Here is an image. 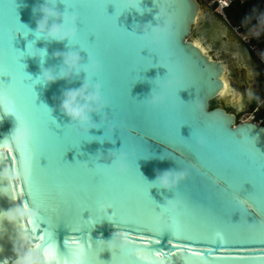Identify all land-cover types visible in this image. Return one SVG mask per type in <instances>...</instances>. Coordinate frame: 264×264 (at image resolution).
I'll list each match as a JSON object with an SVG mask.
<instances>
[{"label": "water", "instance_id": "water-1", "mask_svg": "<svg viewBox=\"0 0 264 264\" xmlns=\"http://www.w3.org/2000/svg\"><path fill=\"white\" fill-rule=\"evenodd\" d=\"M13 2L17 5V19L30 31L27 35L17 34L12 47L21 52L24 72L32 78V92L36 96L37 107L43 104L51 109L53 119L63 128L69 120L59 110L62 93L68 88L80 87L83 76L68 81L58 79L56 83L50 85H43L35 80L40 75L41 67L50 68L56 72L61 71L62 60L54 55L57 51L79 52L83 62L87 61V54L78 51V46L74 44L67 45V42L56 43L35 39L32 33L36 28L35 19L37 17L34 16L33 9L42 4L44 0H0V87L3 86V81L4 83L11 82L10 77H5L8 65L4 40L9 20L6 5ZM74 2L86 4L100 2V0H74ZM154 2L156 0H143L139 6L143 14L134 9L121 11L116 18V25L127 32L135 31L141 36L146 25L152 23L155 26L157 24L155 16L159 9L155 7ZM164 2L169 6L168 14L172 27L175 29L170 36L173 41L170 58L176 61L183 75L184 87L175 97L165 95V91L173 87L174 81L164 80L167 69L163 66L149 67L141 73L142 78L138 76V80H131L130 54L118 42L104 43L110 109H107V104L104 111L92 116L95 127L90 128L86 134L80 132L75 126L72 127V130L82 139L77 149H69L64 156L69 164L77 160L81 164L87 162L89 170L85 171V166L71 172L59 168L56 166V161L60 149L58 146H53L48 151L50 168L41 175V179L51 187L52 206L59 208L58 212L49 211L48 215L54 222L59 216L61 220L75 221L80 227V231L58 227L55 237L58 245L62 244L66 236L81 237L88 242L95 243L99 240L107 242L112 239L114 233L122 232L121 238L127 244V248L135 250L148 244L168 252L170 246L166 242L170 233H161L158 237L161 244L151 245L149 238L151 233L144 229L137 232L135 226L128 225L116 228L113 222L105 218L92 217L89 222H83L82 216L78 213H82V206L92 203L93 198L101 194L100 190L93 186L90 177L93 170L103 172L105 169L102 166L110 165L113 155L124 153L128 155L129 160H135L137 159V148L150 154L148 159L137 160L136 165L137 171L152 185L159 173L177 169L176 159L184 160L186 154L189 153V148L188 142H171V129L177 123H183L185 125L181 126L180 135L187 140L192 131L189 126L194 128L197 139L190 143L201 152L199 160L188 156V162L195 168L189 172L182 169L188 173V176L179 185L181 196L192 213L183 218L184 222L191 226L192 231L182 235H190L194 239L176 241L183 247L176 250L175 256H169L167 264H262L259 258L264 257V243L261 242L264 241V229L248 227V225L254 220L264 222V214L257 210L264 208V202H258L256 208L247 204L248 212L245 214L232 208L228 201L242 176L259 184L260 173L264 169V159L260 157L249 159L233 143L234 138L228 134L238 132L244 127L251 128L256 137L257 151L264 152V127L254 122L237 123L234 114L221 107L210 108V104L218 98L224 87L222 75L227 71V65L224 60L211 58L189 40L196 18L199 17L200 21L208 18L209 12L204 11L197 0H164ZM64 4V0H58L61 12L64 11ZM106 11L109 16H113L116 9L109 4ZM209 20L198 38L202 39L207 35L210 28ZM92 26L95 30L100 27V23L94 21ZM29 42H33L36 48L47 49L43 65L37 58L25 54ZM34 47L31 45L29 53L34 52ZM140 55L145 58L150 57L153 65L159 62L158 57L149 53L147 49L142 50ZM157 80L161 82L156 83ZM169 81L172 82L171 87L166 86ZM27 83L30 81L20 76L18 91L24 93L27 90ZM154 89L155 93L163 94L166 99L160 105L147 106L143 101L154 93ZM126 91H128L127 96H125ZM240 110L241 108L239 112ZM104 113L105 115H101ZM3 115L4 112L0 110V117ZM16 123L15 117L10 114L0 120V140L13 133ZM53 131L58 135L62 134L60 129L54 126ZM200 139L203 140V144L198 143ZM123 142L131 147L126 148ZM10 147L11 155L16 156V146L12 143ZM6 158H9L8 148L0 147V186L7 184L12 188L10 196L7 192L0 190V212L7 209L18 211H11L12 216L0 215V262L7 260V264H17L19 257L15 249L21 247L25 253L33 251L39 259V264H57L55 258L51 256L45 258L41 250L43 242L38 239L40 231L47 225H37L35 234L27 230L31 228L27 221L35 217L32 215L31 208L20 207L21 200L25 199L20 195L24 186V177L19 171L20 161L17 158L16 171H13L10 158ZM40 163L44 166L47 162L41 159ZM185 166L181 165V167ZM251 190V185L245 184L241 195ZM149 195L161 206L166 203L167 199L174 197L172 191H165L158 186L151 188ZM36 215L39 213L37 212ZM90 215L85 211L83 218L87 220ZM108 215H111V209L108 210ZM20 224L24 225V229L17 227ZM142 234L145 236L144 240L140 239ZM22 236L27 239H21ZM38 244L41 245V249L36 247ZM191 253L201 255L193 256ZM85 254L87 255V250ZM241 257L244 259H240ZM111 258L112 253L108 249L96 256L100 264H153L154 260L158 264V258L138 257L135 251L126 256L118 255L114 260ZM73 264H78V262L74 261Z\"/></svg>", "mask_w": 264, "mask_h": 264}, {"label": "snow or ice", "instance_id": "snow-or-ice-1", "mask_svg": "<svg viewBox=\"0 0 264 264\" xmlns=\"http://www.w3.org/2000/svg\"><path fill=\"white\" fill-rule=\"evenodd\" d=\"M112 4L116 11L113 16L107 14V7ZM156 8L159 11H167L169 6L164 0H156L154 2ZM64 10L69 13L77 14L79 19L80 27H78L77 39L73 42L74 45L78 46V51L87 54V61L85 64L92 60L98 61L102 65V71L98 76L95 77L94 82H99L102 85V96L108 104L110 109V97L108 93V80L106 76V63L107 58L104 51V43L108 41L118 42L120 46L130 54L132 62L131 80H138L137 77H141V73L149 67L163 66L167 69V75L164 80H173L174 84L171 89L165 91V95L175 97L177 93L184 87L183 75L178 68L176 61L170 58L171 45L173 41L169 36L161 38L159 44L146 42L144 38L138 35L135 31L127 32L123 28L116 25V18L118 13L125 11L127 5L121 0H100V2L91 3H76L74 0H70L67 4H64ZM17 5L15 2L6 5L8 20V29L5 35L4 45L6 50V63L8 65L7 74L5 77H10V83H4L0 87L5 93L6 97L11 100V108L5 109L4 115L0 117L2 120L7 115H12L16 120V128L13 133L9 136L0 140V147H7L9 151L10 162L13 165V171H16L15 164L17 158L20 161L19 171L24 177V186L20 195L25 197L20 202V207L24 209L31 208L33 213H39L35 215L34 219H29L27 224L31 226V233H36V226L39 224H46L47 227L40 231L38 239L43 242V247L37 245L38 249H41L45 258L50 256L55 258L57 264H100L96 260V256L102 253L105 249H108L112 253V258L115 259L118 255H129L135 251L138 257H153L158 258V264H167L169 256H175L176 250L183 247L179 241L180 239L191 240L194 239L190 235H182L192 231L191 226L184 222V217L192 215L188 208L186 201L181 196L179 187L172 191L174 197L171 200L176 203L179 211H173L165 203L163 206L159 205L149 195V190L155 186L150 184L144 179V177L137 171L136 161L139 159H148L150 154H146L143 149L137 148V159L129 160L130 171L126 175H119L112 171L111 164L104 167L103 172L92 171L91 180L93 186L100 190L101 194L94 197L92 203L82 206V213L78 215L82 216L83 222H89L92 217L105 218L110 222H113L116 228H123L125 225L135 226V230L140 232L141 229L151 233L149 237L151 239V245H160L161 240L158 238L161 233H170L167 240V245L170 246L168 252L163 251L157 247H151L145 244L142 248L135 250L127 248L124 251L112 250L108 244L103 241H95V243L88 242L81 237L66 236L62 244L58 245L55 237V232L58 227L70 228L73 231H80L79 225L73 221L69 222L61 220L57 216L55 222L48 215L49 211L58 212V206H52L53 194L51 187L46 184L42 179L41 175L50 168V159L48 151L53 146H58L60 149L59 157L56 161V166L66 171H74L83 168L78 160L69 164L65 159V153L71 149L79 146L82 137L74 132L69 124L63 128L53 119L52 111L47 106L41 104L39 107L36 105V96L32 92L31 80L32 78L24 72L23 64L21 63V52H18L12 47V42L17 34L27 35V28L19 22L16 13ZM170 19V16L168 14ZM171 20V19H170ZM98 21L100 27L93 30V22ZM157 23L161 21L157 18ZM167 23V21H164ZM175 29L171 24V32ZM90 37L92 38L90 40ZM199 47V45H197ZM31 49V44L28 45V50ZM147 49L149 53L155 54L158 57V64L153 65L151 58H145L140 55L142 50ZM28 55V53H25ZM24 56V55H23ZM23 76L27 83V90L24 93L18 91L19 77ZM142 78V77H141ZM140 78V79H141ZM157 80L156 83H160ZM227 88L228 85L224 84ZM154 89V93H155ZM223 94V93H222ZM128 95V91L125 92V96ZM132 98V97H131ZM180 98V97H179ZM133 99V98H132ZM135 100V99H133ZM101 115H105L101 114ZM185 124L177 123L171 129L172 143H185L188 142L189 153L186 154L185 159L181 160L177 158L178 168L176 170L186 169L188 172L194 169L195 166L188 162V156L199 160L201 156L200 150L192 145L190 142L197 139V133L189 126L191 136L189 139H185L180 135V128ZM23 126H27L31 133L32 138L27 143H22L15 148L17 153L16 156H12V149L10 145L14 139V133L19 131ZM53 126L56 129H60L61 133L58 135L53 131ZM234 138L238 148L243 151L249 159H256L260 157L264 159V152L257 151L255 145V135L253 130L248 127L241 128L238 132H231L228 134ZM121 139V138H120ZM125 147H131L126 142H123ZM6 158V159H9ZM41 159H44L47 163L41 166ZM181 165H186L181 167ZM251 185L252 190L247 192L245 195H241L244 191V185ZM0 190H3L11 195L12 188L10 185L4 184L0 186ZM131 194V195H129ZM229 204L232 208L238 209L247 214V204H251L252 207L256 208L258 202H264V169L260 173L259 184L249 181L245 177H241L238 183L235 185L234 190L231 192L229 197ZM111 209V215H108V210ZM159 209V211H157ZM15 209H7L0 212L2 216H8L11 211ZM264 214V208H258ZM87 211L91 215L89 219L83 218V213ZM19 229H24V225H17ZM248 227H254L257 229H264V222L253 221ZM122 232H116L114 235H122ZM14 238V237H13ZM141 240L145 239L142 234ZM264 243V241H261ZM73 245H75L73 247ZM87 250V255L85 254ZM193 256H199L200 253H191ZM240 259H244L241 257ZM264 264V257L259 258ZM0 264H7V260L0 262ZM153 264H157V261H153Z\"/></svg>", "mask_w": 264, "mask_h": 264}, {"label": "clouds", "instance_id": "clouds-1", "mask_svg": "<svg viewBox=\"0 0 264 264\" xmlns=\"http://www.w3.org/2000/svg\"><path fill=\"white\" fill-rule=\"evenodd\" d=\"M127 9L136 10L142 13L140 5L143 0H124ZM67 4L68 0H64ZM36 28L32 33L36 40L43 39L47 42L65 43L67 45L73 44L78 36L79 16L75 13H69L67 10L61 12L58 6V0H44V2L33 9ZM159 18L160 23L155 26L152 23L146 25L141 36L146 42L159 44L161 38L164 36H171V20L168 17L167 11H159L155 16V20ZM164 21H167L165 23ZM29 34V29H27ZM34 47L33 42H29ZM27 45V53L29 56L37 58L41 65L45 62L47 56L46 48L34 47V52L29 53ZM55 57L62 60V69L56 72L50 68L41 67V72L37 81L43 85H50L57 82V80H71L72 78H80L81 85L78 88H68L61 96L59 101V110L68 118L69 126H75L82 133H87L92 127H95L92 119L93 115H98L107 107V102L102 96V85L99 82H93L94 78L102 71V65L92 60L85 64L79 52L76 51H57L54 53ZM172 82L169 81L166 85L171 87ZM166 97L163 94L151 93L144 99L147 106H157L165 101ZM11 100L6 97V93L0 89V110L5 112V109L11 108ZM32 133L27 126H23L14 133L13 144L17 147L22 143H27L31 140ZM198 143L203 144V140H198ZM129 157L127 154L120 153L113 155L111 160L112 171L119 175H126L130 171L128 163ZM85 171H88L87 162L83 164ZM188 173L184 170H166L156 176L153 184L165 191H174L178 189L181 182L186 180ZM168 207L173 211L177 210L176 203L171 200H166ZM18 211V210H14ZM12 216V213L9 214ZM35 217L36 213L32 214ZM26 240L27 237H21ZM110 249L117 251H124L127 249V244L122 240L121 235H113L112 239L106 242ZM19 257L17 264H39V259L33 254V251L27 253L23 252L21 247L16 249Z\"/></svg>", "mask_w": 264, "mask_h": 264}, {"label": "flooded vegetation", "instance_id": "flooded-vegetation-1", "mask_svg": "<svg viewBox=\"0 0 264 264\" xmlns=\"http://www.w3.org/2000/svg\"><path fill=\"white\" fill-rule=\"evenodd\" d=\"M215 19H216L215 24H218L219 32L220 33L223 32L221 38L201 39L204 47L210 48L209 56L213 59L218 58L226 62L228 68L226 73L229 76V79L231 80L232 84L238 86L241 91H243V85H242L243 81L240 79V77L237 76V72L244 73L246 76L245 78L249 81V83H253V85L261 87L264 83V80L262 79V69L260 64L256 60L255 56L251 52V50L240 39L233 41L228 39L227 35L230 33V30L232 29L233 26L231 24L219 20L218 18ZM207 20L208 18H203L200 22L199 27H194L193 30H196L197 38L198 36L200 37V33L203 31V28H205ZM237 53L241 55V59H238L236 57ZM245 97H246L245 106L240 110V112L246 109L247 103L249 102L250 112L255 113L256 114L255 117L257 119H262L263 113H258V106H257L258 98L257 95L254 94L253 88L251 87L249 88V93ZM253 106L254 108L252 109ZM221 108L225 109L229 113L234 114L236 118H237V114L240 113L239 108L236 107L229 109L228 107L224 106ZM261 126L264 127V125Z\"/></svg>", "mask_w": 264, "mask_h": 264}, {"label": "rangeland", "instance_id": "rangeland-1", "mask_svg": "<svg viewBox=\"0 0 264 264\" xmlns=\"http://www.w3.org/2000/svg\"><path fill=\"white\" fill-rule=\"evenodd\" d=\"M201 6V8L209 12L212 16L215 18H218L219 20L226 22L224 17L220 14L215 9V6L211 3V0H197ZM227 23V22H226ZM256 29L252 30L251 32L255 31ZM250 32V34H251ZM249 34L246 33H241L240 30L237 27H232L230 30V33L227 35V38L230 39L231 41L240 39L243 41V37L247 36ZM196 30H193L192 34V39H196ZM256 58V57H255ZM258 63L261 66L262 69V79L264 80V67L261 64V62L256 58ZM235 69V68H234ZM237 76L240 77V79L243 81V92L247 95L249 93V88H253L254 94L257 95L258 98V113H263L262 119H257L255 117V113L250 112L249 110V102L247 103L246 109H244L242 112L237 114V123L241 122H256L258 124L264 125V83L261 87L253 85V83H249V81L245 78L244 73L237 72ZM246 81V82H245ZM250 84V85H249ZM253 85V86H251ZM250 86V87H249ZM214 107H228L229 109H232L234 106L228 104L224 99H216L211 103Z\"/></svg>", "mask_w": 264, "mask_h": 264}, {"label": "trees", "instance_id": "trees-1", "mask_svg": "<svg viewBox=\"0 0 264 264\" xmlns=\"http://www.w3.org/2000/svg\"><path fill=\"white\" fill-rule=\"evenodd\" d=\"M225 15L233 27L239 28L241 33L250 34L257 30L256 44L264 50V0H249L245 3L234 1ZM210 108H215L210 105ZM254 106L252 107V109Z\"/></svg>", "mask_w": 264, "mask_h": 264}, {"label": "bare ground", "instance_id": "bare-ground-1", "mask_svg": "<svg viewBox=\"0 0 264 264\" xmlns=\"http://www.w3.org/2000/svg\"><path fill=\"white\" fill-rule=\"evenodd\" d=\"M200 10H201V8H200ZM200 14H201V11H200ZM208 14H209L208 20L210 19L209 20L210 28L208 30L207 35H205L204 38H202V39H220L223 32L222 33L219 32L218 24H215V22H216L215 17L210 15V13H208ZM200 22L201 21H200L199 17H197L194 27H199ZM192 34H193V31H192L191 35L189 36V40L193 41L195 43V45H199V47L202 49V51L205 54L209 55L210 48L204 47V45L202 44L203 42L200 38L192 39ZM211 43H214V42H211ZM228 44H230V43H228ZM236 57L238 59H241V55L239 53H237ZM227 70H228V68H227ZM222 80H223L224 84L228 85V87L227 88L223 87V89L220 91V94H219L217 99H219V98L224 99L228 104H230L236 108L242 109L245 106L246 94L243 91H241L238 86H236L235 84H232V82L229 79V76L227 75L226 72L223 73Z\"/></svg>", "mask_w": 264, "mask_h": 264}, {"label": "built area", "instance_id": "built-area-1", "mask_svg": "<svg viewBox=\"0 0 264 264\" xmlns=\"http://www.w3.org/2000/svg\"><path fill=\"white\" fill-rule=\"evenodd\" d=\"M234 1L245 3L249 0H211V3L215 6V9L218 12V14L222 15L228 24L230 23L225 15V10L228 9ZM255 38H257V30L243 37V42L251 50L253 55L261 62V64L264 67V50L259 48V46L255 42Z\"/></svg>", "mask_w": 264, "mask_h": 264}]
</instances>
